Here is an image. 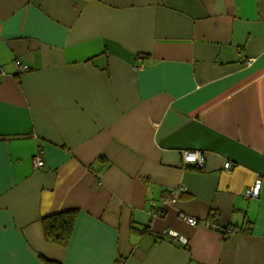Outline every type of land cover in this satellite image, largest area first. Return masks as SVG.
<instances>
[{"label":"crops","instance_id":"1","mask_svg":"<svg viewBox=\"0 0 264 264\" xmlns=\"http://www.w3.org/2000/svg\"><path fill=\"white\" fill-rule=\"evenodd\" d=\"M49 263L264 264V0H0V264Z\"/></svg>","mask_w":264,"mask_h":264},{"label":"built area","instance_id":"2","mask_svg":"<svg viewBox=\"0 0 264 264\" xmlns=\"http://www.w3.org/2000/svg\"><path fill=\"white\" fill-rule=\"evenodd\" d=\"M21 69L26 71L29 69V67L22 66ZM2 73L5 74L3 69H2ZM183 161L185 164H196L200 167H202L204 164L203 155L200 151H193V152L185 151L183 153ZM33 164H34V167L37 169H41L44 167L45 161L43 158V151H38L35 154V156L33 158ZM225 169L230 170L231 169V163H226ZM260 188H261V185L259 183H257L255 186H253L247 190L246 196L249 198H258L260 195ZM181 191L183 192L184 189L181 188L180 192ZM175 196H176L175 193H171L170 197H167L166 200L174 203V202H176ZM179 217L181 220L187 222L191 226H196L199 223V221L197 219L192 218V217H188V216L183 215V214L179 215ZM215 218L216 217L214 216V219ZM207 225L210 226L209 224H207ZM212 226L214 227V225H212ZM234 232L235 231L233 229H226L224 231V237L229 238L230 235L233 234ZM164 236L176 241L177 243H179L183 246L188 245V239L185 236L180 235L177 231H174V230L165 231Z\"/></svg>","mask_w":264,"mask_h":264},{"label":"trees","instance_id":"3","mask_svg":"<svg viewBox=\"0 0 264 264\" xmlns=\"http://www.w3.org/2000/svg\"><path fill=\"white\" fill-rule=\"evenodd\" d=\"M76 217L75 211H67L44 218L45 239L60 247L67 248L74 230Z\"/></svg>","mask_w":264,"mask_h":264}]
</instances>
